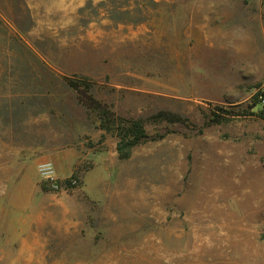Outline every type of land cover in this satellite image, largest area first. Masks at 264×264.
Masks as SVG:
<instances>
[{"label":"rangeland","instance_id":"1","mask_svg":"<svg viewBox=\"0 0 264 264\" xmlns=\"http://www.w3.org/2000/svg\"><path fill=\"white\" fill-rule=\"evenodd\" d=\"M263 105L264 0H0V264H264Z\"/></svg>","mask_w":264,"mask_h":264},{"label":"trees","instance_id":"2","mask_svg":"<svg viewBox=\"0 0 264 264\" xmlns=\"http://www.w3.org/2000/svg\"><path fill=\"white\" fill-rule=\"evenodd\" d=\"M68 83L72 87H77L78 82L75 80H68ZM258 117L264 120V105L256 112ZM163 115V117L167 116L165 113H159L158 116ZM167 119L169 121H175V119H179L177 116L168 114ZM108 123V121L102 122V124ZM118 129L119 143L117 144V152L120 157H126L128 155L129 149L138 143L141 139L146 137L144 129L142 127V123L139 120L133 121H121L116 124ZM43 188L45 184H42Z\"/></svg>","mask_w":264,"mask_h":264},{"label":"built area","instance_id":"3","mask_svg":"<svg viewBox=\"0 0 264 264\" xmlns=\"http://www.w3.org/2000/svg\"><path fill=\"white\" fill-rule=\"evenodd\" d=\"M38 170L39 173L41 175V177L45 180V181H50L52 186L54 188H57L59 185V181L56 180V178H54V171L52 168V165L50 162H42L38 165ZM71 183H74L75 181L70 179Z\"/></svg>","mask_w":264,"mask_h":264},{"label":"crops","instance_id":"4","mask_svg":"<svg viewBox=\"0 0 264 264\" xmlns=\"http://www.w3.org/2000/svg\"><path fill=\"white\" fill-rule=\"evenodd\" d=\"M12 172V168L10 167H7V166H0V178H6L8 174H10ZM28 221V227L29 228H32L33 225H32V222H34V219H32V216H31V219H28L26 220Z\"/></svg>","mask_w":264,"mask_h":264}]
</instances>
